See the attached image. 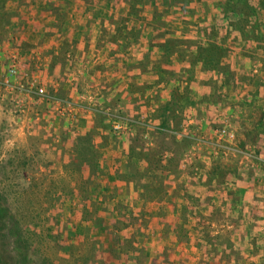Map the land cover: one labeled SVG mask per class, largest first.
<instances>
[{"label":"rangeland","instance_id":"374dc122","mask_svg":"<svg viewBox=\"0 0 264 264\" xmlns=\"http://www.w3.org/2000/svg\"><path fill=\"white\" fill-rule=\"evenodd\" d=\"M115 1L125 3V8L130 6L128 14H133L130 0ZM177 1L172 3L173 6L166 4L165 7L161 4L164 0H152L144 5L141 15L144 16L145 12L151 15L148 21L151 31L155 35L172 37L170 39L183 34L196 35L200 37L196 39V45L208 47L214 44L223 54L217 67L212 65L207 68L206 64L210 61L200 57L198 49L186 43L188 39H174L180 42L173 44L170 52L165 53L164 61L172 65L173 58L181 60L179 49H185L188 52L185 56L187 61H194L192 68L198 65L203 73H207L208 77L201 85L205 84L210 94L191 103L192 96L198 92L195 84L191 87L195 88L193 92L189 87L177 92L179 96L168 103L171 119L164 127L149 122L146 116H132V112H122L113 105L98 109L96 97L89 89L81 93L79 100H72L61 96L60 91L51 92L53 89L46 88L41 79L38 89L44 90V97L31 94L28 98L19 91L8 93L0 86V195L5 198L7 208L30 240L32 264L38 263L39 259L51 264H152L151 260L157 256L159 249H167L172 256L170 260L167 259L170 261L167 264H179L180 260L193 262L198 256H195L196 250L186 245H174L171 240L167 241V237L174 233L178 236V228L187 220L186 215L190 211L195 213L194 209L200 204L201 207L204 204V207H208L206 202L212 201L214 191L211 190V181L223 183L224 187L218 193L225 196L228 176L238 175V170L253 172L251 168L264 164L263 160L254 159L256 152L248 148L251 147L248 143L256 142V138L254 130H247L252 124L244 121L249 115L257 118L264 112V41H256L264 33V11L257 15L258 25L252 20L245 23L248 6H243L242 12L225 14L224 0H187V3H192L190 12L183 10L180 4L183 2ZM9 3L22 5L27 2L0 0V69L9 64L6 72H0V79L7 76L15 56L19 63L15 47L18 36L10 31L8 38L7 28L14 16L21 15L22 10L21 7L12 9L10 5L8 8ZM166 9L170 13L160 16ZM162 24L164 28L160 30ZM240 26L242 30L238 31L237 27ZM249 27L252 29L249 30ZM247 31L249 34L254 32V38L244 34ZM240 36L245 37L242 42L235 40ZM224 37L227 38L224 40ZM194 39L191 40L194 42ZM163 43L156 46L163 47ZM192 51L193 56L189 55ZM215 67L222 71L221 76L217 75ZM187 73L186 79L191 81L195 72L193 76L192 72ZM26 74L29 79L34 76ZM197 75L203 77L199 72ZM12 80L17 84L16 78ZM22 80L20 85L29 82L25 78ZM221 81L227 87L234 85L231 88L234 96L229 100V96L220 90ZM258 86L261 88L258 89ZM236 96L241 103L234 100ZM61 100L83 105L87 111H80L74 116V112L66 110V105L57 102ZM59 109L66 110L63 116ZM49 115L68 120L73 125L81 118L83 121L88 119V123L95 115L103 118L105 127H96L92 131V149L99 167L96 178L84 174V165L79 170L75 166L74 152L66 150V137L55 138L52 134L57 120L49 119ZM93 123L95 121L89 124V129H92ZM116 124L124 129L118 132L114 128ZM147 125L150 131L146 130L142 142L136 143L140 151L135 156L142 158L143 164L136 172L129 168L127 178L144 181L141 187L149 201L146 199L133 210L126 204L121 205L122 200L117 198L121 186L125 184L129 187L130 182L121 184L120 177L124 171L118 164L119 153L116 149L119 143L126 140L135 141L131 139L135 135L134 129L142 132ZM161 127L165 131L158 130ZM137 136L141 138L139 132ZM54 138L64 145L59 151L53 150L52 146L57 144ZM105 156L115 158V167L110 170L105 167ZM86 158L93 160L88 155ZM115 180L117 182L114 184ZM178 192L179 195L184 193V201L179 203L181 216L176 211L174 196ZM202 192L205 198L197 204L196 195ZM152 201L155 203L147 204ZM98 219H103L104 223L97 228L95 224ZM174 227H177L176 230ZM232 230L226 227L217 229L218 233L224 234L221 244H224V238L228 239L227 232ZM186 242L193 241L189 237Z\"/></svg>","mask_w":264,"mask_h":264},{"label":"crops","instance_id":"0c3cea01","mask_svg":"<svg viewBox=\"0 0 264 264\" xmlns=\"http://www.w3.org/2000/svg\"><path fill=\"white\" fill-rule=\"evenodd\" d=\"M26 2L23 3L24 5H20V3L7 4L8 8L10 5L12 9L21 7L22 10L20 11L21 15H17L19 19L14 16L8 26L7 36L10 37L11 34L8 33L10 31L18 36L15 47L18 50L21 69L30 75H41L39 77L44 86L53 89L51 92L60 91L61 96L79 100L81 93L89 89L96 97L95 104L98 109L113 105L120 108L122 112H132V116H136V114L140 117L146 116L149 122L160 124L163 127L171 119L168 103L179 96L177 92H181L185 87H189L192 91L195 88L191 89V87L195 84L198 87V92L194 97H190L191 103L197 102L199 97L210 94L205 84L201 85L208 77L207 73H203L202 67L198 65L192 68V64L185 57L188 55L185 49L181 47L179 49L178 55L181 56V60L173 58L172 65L170 62L164 61L166 60L164 59L165 52L156 44H161L172 37H165L164 34L155 35L148 22L152 17L146 12L144 16H141L146 19L147 26L143 21H137L134 17H130V20L123 26L122 20L128 15L130 6L125 8V3L122 1L117 3L115 0H87L85 2L80 0H26ZM130 29L134 30L133 33H136V36L128 37L132 34H130ZM177 37L173 38L185 39V41L192 38H195L194 41H196L197 38H200L191 34ZM226 38L224 37V40ZM154 40L156 41L154 42ZM193 54L192 51L189 55L193 56ZM8 65L2 66L0 72H6ZM85 65L86 67H83ZM187 72H192V76L195 72L192 82L187 81ZM197 72L203 77L198 76ZM198 77L199 79H197ZM20 81L23 83L22 78ZM221 84L220 90L229 96L227 98L229 100L234 96L233 89H231L234 85L227 87L223 81ZM260 88L258 86V89ZM230 89L232 93L229 91ZM234 100L241 103L239 97ZM175 106L178 109L177 103ZM250 114L252 113L250 112ZM96 116L98 115L90 118V124L92 121H96ZM49 119L57 120L56 128L52 133L54 137H66L65 140L68 143L66 150L73 153L78 145V137L88 131V119L83 121L81 118L75 125L62 118L55 119L52 115H49ZM244 121L252 124V127L247 130H254L256 138V142L248 143L251 146L248 148L254 149L253 151L256 152V156L253 155L254 159L258 158L264 161V133L262 132L264 130V112L260 113L257 118L256 116L252 118L249 115ZM146 130L150 131L149 125L142 132L134 129L135 135L133 134L131 139L135 141L126 140L119 143L116 149L119 153L118 164L124 171V173L122 171L123 178L120 177L121 184L130 182L128 183L129 187L124 186L125 184L121 186L117 198L122 200L121 205L126 204L127 206H125L129 209L136 208L138 204L147 199V195L141 187L144 181L127 178V174L130 173L129 168L136 172L143 164L142 158L139 159L138 156H135L140 151L136 148V143L142 142ZM158 130L165 131L162 127ZM138 132L141 138L140 136L136 137ZM55 138L54 140H56ZM55 143L57 144L54 146H52L53 143L50 145L53 150L59 151L64 146L59 144V140H56ZM103 159H106L104 160L105 167L109 170L113 166L115 167L114 157L111 159L109 156H105ZM148 167L150 168V165ZM251 170L253 172L238 170V175L228 176L225 196L218 193L219 189L224 187L223 183L211 181L210 184L213 186H211V190L214 191L211 196L212 201L206 202L208 207H204L205 204L201 207L199 202L205 198L203 192L202 195L200 194L201 196L196 195L198 200L195 202L200 206L194 209L195 213L190 211L192 214L189 212L186 215L187 220H184L185 222L181 223V227L178 228L177 237L175 233L167 237L169 239L167 241L171 240L174 245L182 247L186 245V247L197 251L195 256H198L193 262L180 260V263L264 264V164L256 165ZM113 182L115 184L117 180ZM174 196L177 204L176 211L180 213L179 203L184 201L182 198L184 193L179 195L178 192ZM147 201L149 200L147 199ZM151 203L154 204L155 201L147 202L149 205ZM181 215L182 213H180ZM221 222L223 223L221 224ZM224 227L233 229L226 235L231 244L230 249L220 243L221 236L224 234L223 232L218 233L217 229ZM174 228L176 230L177 227ZM189 237L193 242H186ZM216 254L218 256L214 258Z\"/></svg>","mask_w":264,"mask_h":264},{"label":"trees","instance_id":"16d2710c","mask_svg":"<svg viewBox=\"0 0 264 264\" xmlns=\"http://www.w3.org/2000/svg\"><path fill=\"white\" fill-rule=\"evenodd\" d=\"M186 1L187 0H179V2H183V3H180L183 5L182 7L183 10H189L191 12V10L193 9L191 5L192 3H187ZM224 1H225V7H224L225 14H230L232 12H239V11L242 12V7L248 6L249 13L246 14L248 19L245 20V23H248L250 22V20H252L254 24L259 25V22H256L258 18L257 15H259V12L264 11V0H257V1L255 0L256 2L254 0H224ZM149 2H152V0H130L129 4L132 7L131 12L133 14L130 13L131 15L128 14L126 17H124L122 20V25L124 26V24L130 20V17H134L136 18L137 21H143L145 23L143 24L147 26L148 25L147 21L146 19H144V17L141 16V12L143 11L144 5ZM170 2L171 0H164V3L162 4L164 7L166 4L173 6L174 4L172 3H175V2L177 3L178 1L176 0L171 3ZM162 12L163 13H161L160 16H163V15L165 16L167 15V13L168 14L170 13L168 12V9L163 10ZM154 14L157 15V12L155 11ZM155 20H158V18H156ZM163 28H164V25L162 24V26H160L159 29L162 30ZM239 29L242 30V27L241 26L239 28L237 27L238 31ZM251 29L252 27L251 28L249 27V30ZM133 32L134 30L130 29V34L131 33L132 34L129 35L128 37L136 36L135 35L136 33H133ZM244 34L249 35L252 38H254V35H255L254 32L249 34V31H247V33H244ZM244 38L245 37L240 36L239 38H236L235 40L242 42ZM256 41L263 42L264 33H262L261 36H259V39H256ZM177 42H180V41H175L174 39H167V41L162 44L163 47L161 48L165 50V53L170 52L172 45ZM186 43L190 45V47L195 46L198 49V52L200 53V57L202 58L204 57L206 58V60L210 61V63L207 62L206 64L207 68L209 67L211 68L212 65L217 67L218 63H220L219 58H220V55L223 54V51H221L216 45L211 44L208 47H201L199 45H196L195 41L193 42L192 40L186 41ZM190 62L192 64L194 63L192 59L190 60ZM216 67H215V71H217V75H220L222 71H218ZM95 120L96 121L95 123H93L92 129H89L88 127V131L84 135L78 137L77 139L78 145L76 149H74V156H73L74 157L73 160L75 162L74 164L75 166L78 167V170L81 169L82 166L84 165L83 167V169H85L83 171L84 174L91 175L93 179L96 178V175L99 172V167L96 165V157L92 149L94 146V143H93V133L94 132L92 131L96 127L97 128L105 127L104 124L102 123L103 118H101V116L99 117L98 115ZM262 132L264 133V130ZM100 143H102V141ZM86 155L90 156V158H92L93 160L90 161V159H87ZM103 223H104L103 219L102 220L98 219V223L95 224V227L97 228L101 227ZM224 239H225L224 240L225 248L228 247L230 249L231 244L229 240L226 238ZM30 245L31 244H30L29 238L23 232V229L21 225L19 224V222L16 220V218L11 214V212L7 208L5 198L0 195V264H32L34 260L31 257ZM225 250L229 251L228 249H225ZM216 256H218V254H216L214 258H216ZM171 258L172 256L168 254L167 249L165 250L159 249L157 252V256L151 260V263L152 264H167L170 262L168 260H170ZM36 264H51V263L48 262L47 260L39 259L38 263ZM205 264H209V263H205Z\"/></svg>","mask_w":264,"mask_h":264},{"label":"built area","instance_id":"2783aa9c","mask_svg":"<svg viewBox=\"0 0 264 264\" xmlns=\"http://www.w3.org/2000/svg\"><path fill=\"white\" fill-rule=\"evenodd\" d=\"M14 58V64L10 67L7 76L3 79H0V86H2V88L8 93H14L16 91H19L23 96L28 98L31 97V94L43 96L44 90L42 88L38 89V87H40L41 78L39 76H31V78L29 79L28 75L26 73H23V71L20 69L17 57L15 56ZM21 77L29 81L27 82V85H20ZM12 78H16L17 84L12 80ZM57 102H59L60 104L62 103V105H66V110H69V112L71 113L74 112V116L77 113H80V111L86 110V107H84L83 105L79 106L78 104L62 100ZM66 110L61 109L60 111L59 109L61 116H63V112H65ZM114 128L115 130L120 132L123 127L120 124H116L114 125Z\"/></svg>","mask_w":264,"mask_h":264}]
</instances>
